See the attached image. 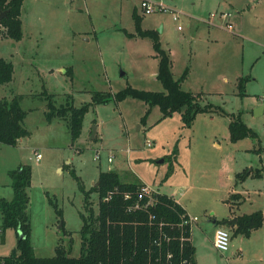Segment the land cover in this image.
I'll list each match as a JSON object with an SVG mask.
<instances>
[{
    "label": "rangeland",
    "instance_id": "1",
    "mask_svg": "<svg viewBox=\"0 0 264 264\" xmlns=\"http://www.w3.org/2000/svg\"><path fill=\"white\" fill-rule=\"evenodd\" d=\"M151 1L166 10L144 12L139 0H23L22 37L0 36V57L13 65L0 98L21 96L28 135L16 145L0 143V199L14 196L10 174L29 167L26 212L34 254L51 257L60 243L78 257L86 198L96 213L92 183L112 170L122 182L144 183L187 205L197 216L201 264H264V0ZM136 22L157 31L173 77L187 71L181 88L211 111L197 112L188 126L181 113L162 117L156 105L144 116L148 105L126 96L91 105L72 138L67 119L46 118L49 103L79 107L95 91L126 86L163 90L151 39L137 34ZM237 116L255 136L230 139L228 124ZM258 210L259 228L244 236L225 225L228 250L213 247V220ZM16 241L0 214V256Z\"/></svg>",
    "mask_w": 264,
    "mask_h": 264
},
{
    "label": "trees",
    "instance_id": "2",
    "mask_svg": "<svg viewBox=\"0 0 264 264\" xmlns=\"http://www.w3.org/2000/svg\"><path fill=\"white\" fill-rule=\"evenodd\" d=\"M22 3L23 0H0V12L6 11L5 16L0 19V36L14 40L22 37L20 19ZM136 31L138 35L149 36L151 39L158 59L156 78L163 87L162 91L142 90L131 86H126L115 93L95 91L91 101L79 107L67 105L55 108L49 103L48 107L51 110L47 112L46 118L51 120L52 117L57 116L67 119L72 138H76L80 133L83 116L91 105L106 103L109 100L118 102L126 96L138 98L148 105L144 116L147 115L150 107L156 105L162 117L174 112L181 113L184 124L188 126L197 112L211 111L209 106L199 104L198 95L181 88V81L186 77L187 71L177 79L173 77L170 54L161 48L157 31L142 30L138 24ZM12 74V62L0 57V84L9 82ZM245 80V77L239 79L241 88ZM20 100V95L10 100L0 98V143L2 144L16 145L20 138L28 135L24 125L26 111L21 108ZM228 129L232 141L256 135L238 116L231 118ZM249 173H238L236 176L242 179ZM10 175L14 196L10 200L0 199V214L3 228H13L17 241L8 255L0 256V264H149L150 260L154 263L153 255H156L151 250L157 252L158 246L152 243L154 239L160 241L159 249L162 257L167 251L171 253L169 264H196L194 247L190 240L191 226L179 225L188 215L185 209L172 196L159 192L154 194L153 204L129 209L137 199L136 194L143 184L122 182L112 170L100 172L95 182L97 184L91 187V190L97 192L99 199L96 213L86 198L89 214L81 215L80 255L69 256L63 245L58 243L53 256L38 257L29 243L30 222L26 212L28 197L25 191L30 184L29 167L22 165ZM125 194L129 196L126 197ZM108 195V199L104 200ZM146 201V197L139 200L141 205ZM53 205L57 215L60 216L61 210ZM262 222L263 215L260 210L237 215L232 230L234 234L248 236L251 231L259 228ZM181 234L189 240L181 242Z\"/></svg>",
    "mask_w": 264,
    "mask_h": 264
},
{
    "label": "built area",
    "instance_id": "3",
    "mask_svg": "<svg viewBox=\"0 0 264 264\" xmlns=\"http://www.w3.org/2000/svg\"><path fill=\"white\" fill-rule=\"evenodd\" d=\"M139 4H140V7L141 9L144 11V12H151V11H154L155 9H158V7H162L160 5L157 6V8L154 9L153 7V3L151 0H139ZM164 8V10H166L165 7H162ZM158 10H161V9H158ZM227 14L225 13H222V16H225ZM173 18L176 19L177 16L174 14L173 15ZM227 28L228 29H231L232 26L230 23L227 24ZM40 157V154L39 153H36V159H38ZM95 158H99V155L96 154L95 155ZM110 160V158H108V161ZM156 192H154L150 187H148L146 184H143L140 189L138 190L136 196H137V199L134 201V203L129 207V209H137V208H140L142 206L144 207H147L148 205H151L153 204L154 202V194ZM126 197H128L129 195L128 194H125ZM109 195L107 197L104 198L105 199H108ZM147 198V201L145 203H143L142 205L140 204L139 200H141L142 198ZM197 221V216H191V215H187L186 218H183L182 221L180 222V226H183L185 224H188L189 226L192 225V223L196 222ZM168 239V238H167ZM229 232L227 229H225L224 227L222 226H217L214 230V234H213V245L214 247L216 248V250H218L219 252H225L228 250V247H229ZM166 240V239H165ZM189 238L184 236L183 234H181L180 236V241H188ZM167 241V240H166ZM152 243H156V245L158 246L157 247V252L154 253L153 250H151V252L153 254H156V255H153L154 256V263H152L150 260L149 261V264H169V258L171 256V253L169 251L166 252V254L164 255V257L161 256V251L159 249L160 247V241H157L156 239H154L152 241Z\"/></svg>",
    "mask_w": 264,
    "mask_h": 264
},
{
    "label": "crops",
    "instance_id": "4",
    "mask_svg": "<svg viewBox=\"0 0 264 264\" xmlns=\"http://www.w3.org/2000/svg\"><path fill=\"white\" fill-rule=\"evenodd\" d=\"M223 13H225V12H223ZM225 14H227V13H225ZM228 15V14H227ZM227 15H225V17L227 16ZM228 24V23H227ZM231 24V23H230ZM94 138V137H93ZM109 158V157H108ZM108 158H107V160H108ZM110 167H113L112 165L110 166ZM95 182H93L92 183V186H93V184H94ZM142 184H144V183H142ZM168 195V194H167ZM170 196H172L184 209H185V211H186V213L188 214V215H191V213L188 211V209H187V205H185V204H183L179 199H177V198H175V196L172 194V195H170ZM233 213H234V211H232ZM231 212V213H232ZM191 216H194V215H191ZM236 216L237 215H234V217L236 218ZM230 218H233L232 216H230V217H228V219H230ZM221 220H224V218L223 219H221ZM220 220V221H221ZM198 222V221H197ZM197 222H194V223H192V225H191V237H190V240H191V244L193 245V247H194V259H195V261H196V264H201L200 263V261H199V246H200V242H199V238H198V235H197V233L196 232H194V230L196 231V229H197ZM212 223H213V226H214V230H215V228L217 227V226H222V227H224L225 225H222V223L220 222L219 223V221H217V220H213L212 221ZM229 229H231L232 230V226H233V224L232 225H226ZM196 227V228H195ZM214 230H213V232L211 233V237H210V242H211V244L213 245V234H214ZM206 236H207V234H205ZM207 237H209V236H207ZM213 247H214V245H213ZM215 248V247H214ZM216 249V248H215ZM218 251V250H217Z\"/></svg>",
    "mask_w": 264,
    "mask_h": 264
},
{
    "label": "water",
    "instance_id": "5",
    "mask_svg": "<svg viewBox=\"0 0 264 264\" xmlns=\"http://www.w3.org/2000/svg\"><path fill=\"white\" fill-rule=\"evenodd\" d=\"M5 13H6V11H1L0 12V19L5 16ZM94 133H95V130H93L92 137H94ZM96 184L97 183H94L93 185H96ZM235 222H236V218L233 217V218H230V219H224V220H222L221 223H222V225H232V224H235Z\"/></svg>",
    "mask_w": 264,
    "mask_h": 264
}]
</instances>
